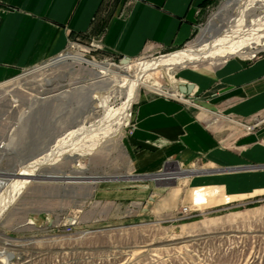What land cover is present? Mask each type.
<instances>
[{
  "label": "rangeland",
  "instance_id": "1",
  "mask_svg": "<svg viewBox=\"0 0 264 264\" xmlns=\"http://www.w3.org/2000/svg\"><path fill=\"white\" fill-rule=\"evenodd\" d=\"M224 1L214 0L201 13L196 30L187 44L155 56L131 59L129 64L123 65L127 67L124 74L128 77H139L148 84L155 81L164 90L173 87L165 70H141L138 62L190 46L204 45L211 31L220 35L225 23L233 19L232 10H227L213 20L211 30L207 31L206 28L208 29L212 15L222 8ZM253 12L255 17L248 16L249 20L259 15L260 18L264 17V13ZM261 22L264 25V18ZM250 38L240 36L237 40H243H234V43L244 42L242 49L250 47L253 45V42L248 41ZM263 45L262 37L259 47ZM72 50L65 49L64 51L69 53L66 56L78 54L97 63H113L108 65L113 68L122 66L120 59L109 60L108 56L101 53L102 48L85 55L81 54L77 47ZM256 53L252 59H247L248 56L230 55L214 65H208L205 60L183 68H174L171 73L176 81L184 82L176 77L181 71L198 68L213 70L227 58L234 56L252 61L262 55L264 49ZM48 61L23 70L15 78L0 84V140L9 136L11 126L31 98L69 89L86 83L91 78L87 75L91 68L74 59L69 58L45 66ZM37 67L40 69L35 72L22 74ZM85 95L87 96L85 91H75L64 101L56 96L54 99L48 98L37 103L36 109L28 115L21 129L12 134V144L2 154L0 169L10 172L18 168L21 158L25 155L34 157L44 151L46 158L50 154L53 155L44 168L65 171L73 164L72 154L68 151L78 147L77 142L83 144L85 140L88 142L96 139L99 142L95 140L96 142L88 145L92 146L88 154H77V170L82 175L106 177L95 181L40 178L26 184L1 216L0 264L7 254L20 258L17 264H264V194L236 197L221 193L217 187L189 188V178L184 175L166 183L165 179L153 178L154 174L173 173L174 167L171 164L151 174L132 172L122 139L131 135L134 130L131 118L134 103L140 95L170 98H166L163 93L140 87L137 99L132 102L128 116L113 140L108 137V128L106 131L104 128L95 131L96 138L92 130L88 131L91 134L87 131L83 134L82 130L88 127L89 123L99 121L100 117H104V120L114 119L123 100L117 97L110 101L104 110L98 109L97 113L93 114L89 111ZM262 116L264 114L255 116L250 123ZM208 119L209 117L205 118L206 121ZM224 120L227 121L225 118ZM219 122L222 123L219 120L217 124ZM263 126L264 122L250 132L242 126L239 128L246 134L255 133ZM97 132H100V135ZM62 134L70 136L62 140ZM78 135L81 139L77 138ZM70 139L76 142H71ZM65 140L70 142L65 143ZM262 142L264 143V138ZM70 144L73 147L69 146ZM64 145L68 146L65 147L69 150H66ZM59 148L65 150L60 151ZM45 150L49 151V154ZM109 182H148L155 189L148 193L145 200L115 202L98 199V188H104ZM29 221L33 223L27 224ZM65 224H72V230L64 231Z\"/></svg>",
  "mask_w": 264,
  "mask_h": 264
},
{
  "label": "crops",
  "instance_id": "2",
  "mask_svg": "<svg viewBox=\"0 0 264 264\" xmlns=\"http://www.w3.org/2000/svg\"><path fill=\"white\" fill-rule=\"evenodd\" d=\"M213 1L0 0V84L57 57L69 41H97L114 61L179 49ZM176 77L194 85L190 104L140 95L132 107L134 130L122 139L132 172L180 165L189 188L217 187L236 197L264 194V126L244 134L224 120L250 123L264 114V53L252 61L229 57L213 70ZM98 189V199L122 202L145 200L155 188L109 182Z\"/></svg>",
  "mask_w": 264,
  "mask_h": 264
},
{
  "label": "bare ground",
  "instance_id": "3",
  "mask_svg": "<svg viewBox=\"0 0 264 264\" xmlns=\"http://www.w3.org/2000/svg\"><path fill=\"white\" fill-rule=\"evenodd\" d=\"M227 10H232L233 19L228 20L225 23L226 25L224 26L222 33L220 32L221 33L220 35L213 34V32L211 31L207 37V43H205L204 45L190 46L187 49H183V50L170 53V54H166V55H159L150 60H144V61L142 60V62H138V65H139L138 67H140L141 70L150 69V68L154 70H165L167 74L169 75V78L171 79V83H172L171 85L173 86L166 90H164L159 85V83H156L155 81L154 83L148 84L144 80H141L139 77H128L127 75L124 74L127 67L123 65L116 66V68H113L111 66H108L111 64L105 65V64L94 62V61H90L78 54L77 56H71V57L63 56L58 59H55L54 62H49L45 66L53 65V64L58 63L59 61H63L69 58L74 59L91 68L87 72V75L90 76L91 78L86 83L76 85L69 89H61V90H58L57 92L49 93L48 95H38V96H34L33 98H31L27 106L22 108V111L18 114L15 123L11 126L12 130L9 132V136L2 138L0 140V160L3 157L2 154L6 150H8L12 144L11 143L12 134L17 132L18 129H21V125L25 122L28 115L36 109L37 103L39 104L43 100H46L48 98L54 99V97L57 96L58 98H60L61 101H64L67 97H69V95H71V93L75 91L76 92L85 91V93L87 94V96L86 95L85 96L87 97V102H88L87 105H88L89 111L92 112L93 114H96L98 109L104 110L110 101H113L117 97L118 98L121 97V99L123 100L121 103L122 105L120 109L118 110V113L114 117V119L104 120V117H100L98 118L99 121H95V122L92 121L93 122L92 124L89 123V126L85 127L84 130H82L83 132L81 131L84 134V131L88 132L92 130L94 133V137H95L97 136V134L95 135V131L97 130L100 131L99 128L100 129L104 128V130L108 128L109 130L108 137L109 139H113L116 137V134L119 132L120 127L123 124V121L127 118L128 109L130 108L132 102L137 99L138 91L140 87L147 88L148 90L153 91V92H157V93L160 92V93H165L168 95H170L171 94L170 91H172L173 93L171 95H173L175 94V91L177 90L176 89L177 85L180 82V81L179 82L176 81L174 78V74L171 73V71L174 68L175 69L183 68L186 65L194 64V63H201V62H204L205 60L208 63L216 64L222 59L230 55H239L242 57H247L249 55H252L258 52L259 50L264 49V45L259 47L260 38L262 37L264 38V28H262V26L264 25H262V22H261V20L264 17L260 18V15H259V17L251 19V20H249V17H248V16H254L253 11H259L260 14L264 13V0H225L222 5V8L212 15V18L209 21V25H208L209 27L208 29L206 28V30L207 31L211 30L212 29L211 24L213 23V20L218 18V16H220L221 14L226 13ZM240 36L241 37L246 36L247 38L251 37L250 40L248 41L253 42L252 43L253 45L242 49L241 48L243 45L242 43L244 42L234 43L235 42L234 40H237L238 38H240ZM240 40L241 39L237 41H240ZM231 42H233V44H231ZM38 68L40 69V67H37L25 74L27 75L29 73L35 72L36 70H38ZM82 127H84V125ZM88 133L91 134L90 132ZM97 133L98 135H100V132H97ZM73 134L75 135V133ZM79 135L77 136V138L79 137L81 139ZM102 135L104 134L102 133ZM59 136L60 134L58 135V137ZM61 136L62 137L60 138H62V140L68 139L70 134H64V135L62 134ZM85 138L87 137H84V139ZM75 140L77 141L76 138ZM75 140L70 139L71 142ZM95 140L96 139L94 140L92 139L88 142H86L87 140H85L83 144H78L77 142V146L78 145L79 146L75 147V149L68 151V153L72 154L71 158L73 159L75 158V159L74 160L71 159L73 164L70 166L69 169L65 171L50 170V169L44 168L43 166L53 156V155L50 156L51 155L50 154L47 156L48 158H46L44 151H41L39 155H36L34 157H27V155H25L23 158H21L22 160H20L18 168L13 169L10 172L9 170L4 171L0 169V176L4 177L7 180L3 193L0 195V220L6 208L9 205H11V203H13V201L17 198L19 193H21V190H23L26 187V184L30 183V181L32 182L33 180L35 181L40 178L42 179L50 178V179L61 180V181H66V180L75 179V178L95 181V180L105 178L106 177L105 175H82L80 174V171L77 170L78 169L77 168L78 165L76 163L77 154L78 155L85 154L86 152L88 154L92 147L88 145L91 144L92 142L94 143ZM70 141L65 140V143H69ZM53 143H55V141ZM66 145H64L65 149L66 147H68ZM69 146L73 147L72 144H70ZM64 148L63 149L59 148V149L60 151L62 150L64 151L65 150ZM66 150H69V148ZM46 151L47 150H45V152ZM48 152L49 151H47V153ZM57 152L59 151L57 150ZM173 167H174L173 173H168V174H165L164 177H161L162 179L166 180L165 182L171 181L179 175L185 176V174H187L186 170H183L180 167V165L179 166L173 165ZM32 223H33L32 221H29L27 224L31 225ZM13 255L14 254H11V255L7 254L3 258L2 261L9 260L10 258L14 257Z\"/></svg>",
  "mask_w": 264,
  "mask_h": 264
},
{
  "label": "built area",
  "instance_id": "4",
  "mask_svg": "<svg viewBox=\"0 0 264 264\" xmlns=\"http://www.w3.org/2000/svg\"><path fill=\"white\" fill-rule=\"evenodd\" d=\"M75 47H77V48L79 49V51L82 52V53H81V52H80V53L83 54V55H85L86 53H90V52H92V51H95V50H97V49H101L100 44H99L97 41H94V40H91V41H89V42H85V43H83V42H79V41H69L66 49H70L71 51H73L72 49L75 48ZM78 53H79V52H78ZM256 54H257V53H254V54L248 56L247 59H252V58H254V57L256 56ZM66 55H69L68 51H66V52L63 51V52L60 53L57 57H55V58L49 60V61L46 62V63L52 62V61H54L55 59H58V58H60V57L66 56ZM46 63H45V64H46ZM109 64H112V65H113V63H110V62H109ZM26 72H27V71H24L22 74H25ZM184 83H186V82H184ZM176 89H177V88H176ZM170 93L172 94L173 92L170 91ZM163 94H164V96H165L166 98L174 99L175 101H180V102L188 103V104L191 103V100L189 99L190 96H191V94H189V95H185V94H183V93H180V92L178 91V89L175 91V94H173V95H171V94L168 95V94H165V93H163ZM224 118L227 119V120L232 121L233 123H235V124H237V125H239V126L244 127L245 130H246V131H249V132L252 131V130H254L257 126H259L261 123L264 122V116H262L261 118H255V119L253 120V123H250V124L241 123V122H239V121H236V120H233V119H230V118H227V117H224ZM167 173H168V172L159 173V174H154V175H153V178H154L155 180H158V179H160V178L163 176V174L165 175V174H167ZM155 175H159V176H155ZM155 177H156V178H155ZM6 181H7V180H6L4 177L0 176V195L3 193V190H4L5 186H6ZM184 211H185V210H184ZM63 226L65 227L64 231L69 232V231L72 230V224H65V225H63ZM13 256H14V257L10 258V259L7 260V261H2V260H1V263H2V264H17V261L20 260V258L15 257V255H13Z\"/></svg>",
  "mask_w": 264,
  "mask_h": 264
},
{
  "label": "water",
  "instance_id": "5",
  "mask_svg": "<svg viewBox=\"0 0 264 264\" xmlns=\"http://www.w3.org/2000/svg\"><path fill=\"white\" fill-rule=\"evenodd\" d=\"M130 62L129 58H121L119 63L121 65H125ZM194 88V85L192 83H184V82H179L177 85V89L180 93H183L185 95H189L192 93Z\"/></svg>",
  "mask_w": 264,
  "mask_h": 264
}]
</instances>
